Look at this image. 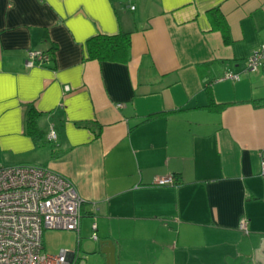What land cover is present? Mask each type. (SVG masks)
Returning a JSON list of instances; mask_svg holds the SVG:
<instances>
[{
	"label": "crops",
	"instance_id": "crops-1",
	"mask_svg": "<svg viewBox=\"0 0 264 264\" xmlns=\"http://www.w3.org/2000/svg\"><path fill=\"white\" fill-rule=\"evenodd\" d=\"M120 32L125 64L87 59L91 37ZM263 43L264 0H0V165L47 167L74 185L80 228L59 251L90 264L95 223L93 255L111 241L114 264H262L264 107L252 102L264 76L245 64ZM31 50L49 62L27 68ZM226 72L239 80L219 81ZM206 88L226 106L206 109ZM31 108L43 143L26 134Z\"/></svg>",
	"mask_w": 264,
	"mask_h": 264
},
{
	"label": "built area",
	"instance_id": "built-area-1",
	"mask_svg": "<svg viewBox=\"0 0 264 264\" xmlns=\"http://www.w3.org/2000/svg\"><path fill=\"white\" fill-rule=\"evenodd\" d=\"M134 7L130 6V10ZM48 53L29 51L27 68L48 63ZM245 71L264 76V43L248 55ZM237 81L239 76L226 72L219 81ZM55 142L51 126L46 135ZM260 176L264 178V152L260 153ZM158 186L175 185L172 177L156 178ZM82 198L63 174L35 165H0V264H87L76 251L48 253L43 243L45 231L79 232ZM90 238L97 240L96 225ZM239 231L247 234V222L241 219Z\"/></svg>",
	"mask_w": 264,
	"mask_h": 264
},
{
	"label": "trees",
	"instance_id": "trees-1",
	"mask_svg": "<svg viewBox=\"0 0 264 264\" xmlns=\"http://www.w3.org/2000/svg\"><path fill=\"white\" fill-rule=\"evenodd\" d=\"M210 22L214 29L221 33L225 43L230 42L227 24L218 10H210L208 12ZM130 49V34L120 32L115 35H96L86 42L87 59L97 62H112L125 64L128 61ZM52 51V49L50 50ZM49 51V52H50ZM207 96L206 109L218 111L226 104L217 105L214 102L209 88L205 89ZM256 107H264V98L254 100L252 102ZM158 114H151L146 117L147 120L156 117ZM40 116L34 109H30L26 117V134L33 140L35 144L43 143V133L37 126V119Z\"/></svg>",
	"mask_w": 264,
	"mask_h": 264
},
{
	"label": "rangeland",
	"instance_id": "rangeland-1",
	"mask_svg": "<svg viewBox=\"0 0 264 264\" xmlns=\"http://www.w3.org/2000/svg\"><path fill=\"white\" fill-rule=\"evenodd\" d=\"M74 241L75 237L67 231H45L43 234L44 247L48 253H57L62 247L71 248V245L72 243H74ZM82 249L89 253L88 263L94 264L92 262V257L95 256L93 255V252L95 250L94 241L87 239ZM98 256L100 255H96L95 257L99 258Z\"/></svg>",
	"mask_w": 264,
	"mask_h": 264
},
{
	"label": "water",
	"instance_id": "water-1",
	"mask_svg": "<svg viewBox=\"0 0 264 264\" xmlns=\"http://www.w3.org/2000/svg\"><path fill=\"white\" fill-rule=\"evenodd\" d=\"M98 248L97 255L104 256L107 263L114 264L115 246L111 241H99ZM262 249H264V239H260L258 249H254V258L259 259L264 264V255L260 253Z\"/></svg>",
	"mask_w": 264,
	"mask_h": 264
}]
</instances>
